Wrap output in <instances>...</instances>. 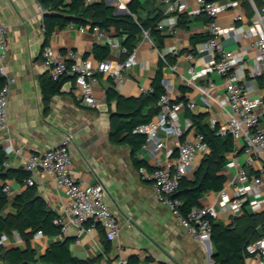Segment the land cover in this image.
Returning <instances> with one entry per match:
<instances>
[{
  "label": "crops",
  "instance_id": "1",
  "mask_svg": "<svg viewBox=\"0 0 264 264\" xmlns=\"http://www.w3.org/2000/svg\"><path fill=\"white\" fill-rule=\"evenodd\" d=\"M129 1L131 0H104L107 5L115 6V15H125V12L129 14ZM237 1V6L218 14L217 20L220 23H231L237 13L243 15L241 23L245 27L251 23L252 3L250 0ZM137 2L142 6L138 8V16L142 19L151 17L154 11L158 10L163 14L166 6L165 0ZM252 2L254 3L253 0ZM259 2L264 4V0ZM186 6V11L181 13L187 16V22L183 26H176L175 31L168 25L159 29L163 36L160 48L150 35V38L141 37L135 46L138 61L125 72V79L116 90L125 98L140 96L143 89L150 87L161 59L159 52H164L166 62L163 61L161 77L163 88L172 98H191L196 102L194 109H185L180 113L181 125L184 127L192 120L191 114L201 117L208 125L213 117L217 118L218 123H222V110L216 105L205 107L200 101V91L196 87L213 82L218 90H222V77L210 72L201 76L189 75L187 72L190 66H194L196 70L205 67L207 55L197 51L200 38L205 34V15L188 12L197 7L195 0H188ZM55 12L44 7L43 0H0V20L8 28L6 65L8 72L15 77L7 107L8 128L0 131V153L3 154V160L8 162L4 168L10 170V175L4 181L0 180V185L7 183L10 186V193L5 196L7 204L3 207L2 215L5 217L15 212L13 199L29 186L26 178L20 182L14 173L19 168L22 169L23 158L30 153L56 147L64 135L70 132L73 135L69 144L72 155L70 174L82 184L98 182L104 186L105 201L118 219L121 231L116 240L109 241L99 223L92 224L88 221L78 242H75L76 228L70 223L67 233L62 237L34 233L29 238V244L35 250V257L42 255L54 238L64 240L66 237L71 239L69 248L73 256L80 259L101 256L93 264H112L118 258L126 263L131 256H136L139 263L152 261L154 264H214L211 258L214 250L211 242L208 247L206 241L201 242L193 238L171 211L156 201L152 181L141 179L138 170L132 165L129 146L117 144L109 139L110 116L111 111L115 109V103L108 107L105 101V89L113 86V80L108 74H96L94 106H86L76 99L73 93L74 83L69 76L60 79V92L53 95L47 104L43 102L40 80L50 75L40 55L44 46L42 17L45 13ZM70 24L55 28L47 44L61 53L69 48L74 49L95 63L98 59L92 53V48L94 44L100 43L95 41L90 31L80 32L79 25ZM106 30L122 42V37L117 34L115 27L111 26ZM221 42L230 49H246V67L243 71L244 74L247 73L255 55L253 38L237 41L234 36H230L222 38ZM173 47L177 49L176 53L172 52ZM123 57L124 53L120 49L110 48L106 59L118 62ZM174 63L177 65L176 70L172 69ZM180 74L187 76L192 83L182 80ZM242 81H245L243 77ZM254 83L255 88L251 95L264 96V75ZM260 127L264 129V118L260 121ZM194 130L195 127L191 125L185 132ZM7 135L12 138L18 152L12 151L11 144L9 146L5 142ZM158 137L163 143L160 149L155 150V143L151 142L146 148L140 147L136 153V157L145 163L143 167L148 171L153 169L156 157L164 162L174 160L177 155L176 140L172 134L161 131ZM234 143L237 151L235 154L231 152L226 155L227 162L223 168L225 185L236 174V168L229 164V160L234 158L243 163L246 159L239 142ZM201 158H196L195 167ZM255 166L256 164L247 166L246 169L253 173ZM28 177L33 180L30 186L34 187L36 193L68 222L62 192L55 187L52 179L40 171L29 174ZM217 192L206 193L200 199V205L216 202ZM263 210L264 207L259 211L249 212L258 213ZM234 217L221 213L215 219L228 224ZM5 236L2 244L4 248L25 246V241L15 229ZM106 241H109L107 252L104 245ZM242 264H257L256 256L248 254Z\"/></svg>",
  "mask_w": 264,
  "mask_h": 264
},
{
  "label": "built area",
  "instance_id": "2",
  "mask_svg": "<svg viewBox=\"0 0 264 264\" xmlns=\"http://www.w3.org/2000/svg\"><path fill=\"white\" fill-rule=\"evenodd\" d=\"M82 1L85 4L96 2V0ZM187 1L165 0L166 6L162 17L156 24L157 29L168 25L171 30L175 31L178 16L186 11ZM195 1L197 7L194 10H188V12L205 15V39L198 44L197 51L207 55V63L205 67L198 70L194 66H190L187 72L189 75L195 76L210 72L222 77V90H218L213 82L196 86L200 91V101L207 108L216 105L222 110L224 121L218 123L217 118L213 117L210 119L209 125L212 129L216 128L217 134H231L233 140L239 142L246 159L243 163L234 158L229 160V164L235 166L236 174L217 192L216 202L195 207L186 216H183L179 209L180 200L174 196V192L180 178L188 176L194 171L196 158L203 157L209 151L208 144L204 141L202 134L195 130L185 132L192 125L191 121L184 127L180 123V113L185 109H194L196 102L191 98H172L167 91H164L157 100V113L150 121L136 125L132 131L145 136V141L141 144L142 148H146L151 142H154L155 150L163 146L158 137L159 132L163 131L174 136L177 151L175 159L163 162L156 157L151 171L142 166L138 172L141 179L152 181L156 201L167 207L193 238L205 242L210 239V218L215 219L221 213L234 217L244 210L256 212L264 207V129L260 127V121L264 118V96L262 94L251 95L255 88V80L264 75V4L258 8L250 0L253 17L251 23L245 27L241 23L243 15L240 13L235 14L231 23H220L217 20L220 12L237 6V0ZM78 30L80 32L88 30L96 42L126 53V49L118 39L98 25L92 27L79 25ZM7 31L6 24L0 20V131L8 128L7 107L11 86L15 83V77L8 72L6 65ZM143 36L149 37L148 31L144 30ZM230 36H234L237 41L253 38L255 55L253 64L248 67L245 74L243 69L246 67V49H230L221 42L222 38ZM172 52L176 53L177 49L173 47ZM40 55L53 80L58 81L66 76L72 78L73 93L76 99L86 106L96 104L93 89L97 73L108 74L116 89L123 83L125 72L138 61L136 47L118 62L103 59L93 63L91 59L83 57L74 49L69 48L61 53L52 49L48 44L42 47ZM159 55L166 62L165 53L159 52ZM172 69H177L175 63L172 64ZM241 77L245 81L241 82ZM180 78L189 84L192 83L187 76L180 74ZM147 91H151V88L143 89V92ZM72 138L73 135L69 132L64 135L56 147L28 154L21 162L22 169L28 174L39 171L44 173L62 192L64 212L68 222L59 214L53 218V224L59 227V237L67 233L70 223L76 228L75 242H78L79 237L86 229V222L90 221L92 224L99 223L102 226L107 240H116L119 237L121 225L105 201L104 186L98 182L82 184L69 172V167L72 164L69 144ZM5 142L9 146L11 144L12 151H19L9 135L5 137ZM236 151L235 149L233 153L235 154ZM254 164H256L254 172L249 173L246 169L247 166H254ZM1 165L7 167L8 162L3 160ZM26 182L29 185L33 184L30 177ZM2 192L5 196L9 195V184L2 185ZM128 221L130 222V219ZM41 233V231L36 232L38 235ZM5 235L0 236L1 245L5 241ZM245 250L248 254L256 256L257 264H264V234L247 244ZM112 264H125V261L118 258ZM139 264L154 263L145 261Z\"/></svg>",
  "mask_w": 264,
  "mask_h": 264
},
{
  "label": "trees",
  "instance_id": "3",
  "mask_svg": "<svg viewBox=\"0 0 264 264\" xmlns=\"http://www.w3.org/2000/svg\"><path fill=\"white\" fill-rule=\"evenodd\" d=\"M257 7H261L259 0H253ZM43 6L56 11L45 13L42 17L44 45H47L55 28H63L70 23L83 26L98 25L108 29L113 26L122 37L121 45L126 49L123 59L136 46L143 36V31H148L158 48L162 46L163 36L156 24L162 17V11H154V15L142 19L138 16V8L142 7L137 0L129 1L127 8L129 14L115 15V6L107 5L104 0L92 4H85L82 0H43ZM187 16L180 14L177 26H183ZM205 39V35L200 41ZM110 48L105 44H94L92 53L98 60L106 59ZM122 59V60H123ZM163 60L159 59L157 72L153 78L151 91L143 92L138 97L125 98L121 96L114 86L105 89V101L108 107L114 102L115 109L111 111L109 139L117 144H126L131 150V162L138 170L145 163L136 157V153L145 141V136L134 133L133 128L139 123H146L157 113V100L165 91L161 84ZM263 76L260 77L262 79ZM43 102L47 104L51 97L60 92L61 81L53 80L51 76L40 80ZM192 126L195 131L203 135L208 144L209 151L200 159L197 167L190 176H183L178 182L174 196L180 200L179 209L186 216L193 208L200 206V199L208 192L219 191L226 183L223 168L227 162L226 155L235 150L234 140L229 133L220 135L216 128L212 129L201 117L191 114ZM3 154L0 153V180L4 181L10 170L1 167ZM21 182L28 178V172L19 168L14 172ZM250 173V172H249ZM7 199L0 185V236L8 234L15 229L25 241L23 248H4L0 244V260L3 264H93L96 259H80L71 254L69 244L71 239L63 240L54 238L46 251L35 257V250L29 244V238L36 232L56 237L59 227L53 224L57 215L43 197L36 193L33 186H28L25 191L18 194L12 201L15 212L3 216V207ZM210 242L213 247L212 260L214 264H242L248 255L245 247L250 242L264 234V210L251 213L244 210L235 216L230 223L210 218ZM105 252L109 241L105 242ZM139 259L131 256L125 264H138Z\"/></svg>",
  "mask_w": 264,
  "mask_h": 264
},
{
  "label": "water",
  "instance_id": "4",
  "mask_svg": "<svg viewBox=\"0 0 264 264\" xmlns=\"http://www.w3.org/2000/svg\"><path fill=\"white\" fill-rule=\"evenodd\" d=\"M128 12H125V14H127ZM147 180H150V179H147ZM64 240H67V238L65 237ZM208 247L210 246V239L206 241Z\"/></svg>",
  "mask_w": 264,
  "mask_h": 264
}]
</instances>
